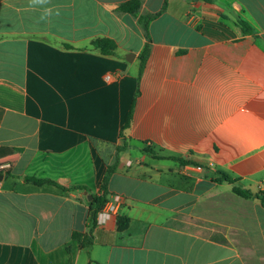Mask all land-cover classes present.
<instances>
[{
	"label": "crops",
	"instance_id": "0c3cea01",
	"mask_svg": "<svg viewBox=\"0 0 264 264\" xmlns=\"http://www.w3.org/2000/svg\"><path fill=\"white\" fill-rule=\"evenodd\" d=\"M126 1L0 0V264H264V0Z\"/></svg>",
	"mask_w": 264,
	"mask_h": 264
},
{
	"label": "trees",
	"instance_id": "16d2710c",
	"mask_svg": "<svg viewBox=\"0 0 264 264\" xmlns=\"http://www.w3.org/2000/svg\"><path fill=\"white\" fill-rule=\"evenodd\" d=\"M168 1L169 0H165L162 10L154 14H146V15L141 14L142 6H143L142 0H129L124 3H121L117 8V12L120 14H128V15H132L138 18V22L146 35L148 43L146 44L144 51L140 55V60L142 61V63L145 62L146 59L150 55V43L152 41L151 36H150V25L152 21L160 17L166 11L168 7ZM206 1H213V0H206ZM239 23L242 26L245 33L248 34L252 32V29L247 22L243 20H239ZM92 46L95 49L100 50L105 55H115L118 49L117 43L111 39L96 40L93 42ZM132 115H133V111L131 110V112L129 113L126 119V123L122 129V134H121L122 137H123V132L126 129H128L131 125ZM125 150H126V146L118 148V151L120 152L125 151ZM118 159H119V156L117 157L115 164L109 166L107 174L101 186L100 195L94 197L90 205V214H89V219L91 222L90 232L87 235L82 234V233H77V232L74 233L73 235L74 239L81 241L82 245L85 248H89L94 242L92 232L98 225L99 214L103 211L104 207L106 206L108 202V197L110 195L109 190H108L109 183H110L111 177L114 175V173L117 170ZM222 175H223V178L219 180V182H229V183L235 182V180L229 175H227L226 173H222ZM29 181H33L34 183L38 185H45V184L56 185L54 182H51L48 180L30 179ZM60 189H62L63 191H69L68 189L63 188V187H60ZM236 193L245 198L255 197L259 199L264 205V192L253 194L252 192L247 191V190L236 189ZM128 223H129V220L124 219V218H119V222H118L119 230L124 231L125 229H127Z\"/></svg>",
	"mask_w": 264,
	"mask_h": 264
},
{
	"label": "built area",
	"instance_id": "2783aa9c",
	"mask_svg": "<svg viewBox=\"0 0 264 264\" xmlns=\"http://www.w3.org/2000/svg\"><path fill=\"white\" fill-rule=\"evenodd\" d=\"M122 203L123 198L120 195L111 196L103 211L99 214L98 225H104L108 220L114 217L118 213Z\"/></svg>",
	"mask_w": 264,
	"mask_h": 264
},
{
	"label": "water",
	"instance_id": "95a60500",
	"mask_svg": "<svg viewBox=\"0 0 264 264\" xmlns=\"http://www.w3.org/2000/svg\"><path fill=\"white\" fill-rule=\"evenodd\" d=\"M130 56L134 57V54H130V55L127 57V60H128V61H131L130 58H129ZM89 199H92V196H90Z\"/></svg>",
	"mask_w": 264,
	"mask_h": 264
}]
</instances>
